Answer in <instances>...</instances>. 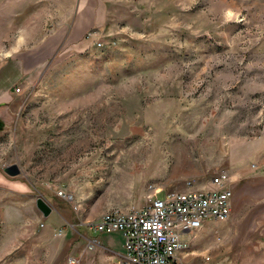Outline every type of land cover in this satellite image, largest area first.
I'll use <instances>...</instances> for the list:
<instances>
[{"label":"rangeland","instance_id":"1","mask_svg":"<svg viewBox=\"0 0 264 264\" xmlns=\"http://www.w3.org/2000/svg\"><path fill=\"white\" fill-rule=\"evenodd\" d=\"M7 60L23 77L0 136V264H93L82 230L105 212L224 169L231 216L182 260L264 264V0H0Z\"/></svg>","mask_w":264,"mask_h":264},{"label":"built area","instance_id":"2","mask_svg":"<svg viewBox=\"0 0 264 264\" xmlns=\"http://www.w3.org/2000/svg\"><path fill=\"white\" fill-rule=\"evenodd\" d=\"M16 91H21L20 87ZM264 168V163L262 164ZM206 189L169 190L154 195L141 208H114L93 222L98 233L121 231L126 255L112 264H185L180 252L189 248L191 236L206 222L226 221L232 213L234 181L228 170L212 176ZM60 194L70 198L63 190ZM97 240H90L94 249ZM78 260L71 258V263Z\"/></svg>","mask_w":264,"mask_h":264},{"label":"crops","instance_id":"3","mask_svg":"<svg viewBox=\"0 0 264 264\" xmlns=\"http://www.w3.org/2000/svg\"><path fill=\"white\" fill-rule=\"evenodd\" d=\"M22 77L23 71L19 62L7 60L0 63V122L2 124L0 136L7 132L9 124L17 115L19 103L16 97V85ZM90 228L92 229L91 226ZM82 232L87 244L90 240L98 242L96 247L91 250L92 256H88L91 257L93 264H112L116 259L125 258V238L121 231L98 233L95 237H88L86 226Z\"/></svg>","mask_w":264,"mask_h":264},{"label":"water","instance_id":"4","mask_svg":"<svg viewBox=\"0 0 264 264\" xmlns=\"http://www.w3.org/2000/svg\"><path fill=\"white\" fill-rule=\"evenodd\" d=\"M1 126H2V124L0 122V128H1ZM4 171L11 176H16V175H19L21 173V168L19 167L18 164H11V165H8L7 167H5ZM38 205L41 209H43L46 212V214H48L51 211V208L48 206V204H46L44 202V200L41 198H39V200H38Z\"/></svg>","mask_w":264,"mask_h":264}]
</instances>
